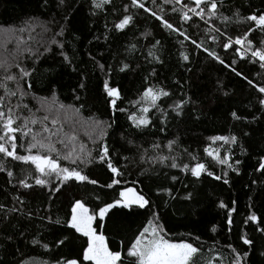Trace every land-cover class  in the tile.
<instances>
[{
  "label": "trees",
  "instance_id": "1",
  "mask_svg": "<svg viewBox=\"0 0 264 264\" xmlns=\"http://www.w3.org/2000/svg\"><path fill=\"white\" fill-rule=\"evenodd\" d=\"M142 2L160 13L157 5L162 4V0H156V5L152 0ZM130 3L131 0H111L103 10L93 14L91 0H64L63 4L59 0H0V62L12 65L7 71L0 68V82L17 91V81H5L4 77L12 74L20 78L16 64L30 73L19 79L24 96L19 92L9 96L0 87V96L5 98L0 110L7 112L11 107L14 116L28 117L27 126L42 136L48 135L42 132L43 125L53 132L60 127L52 139H64L69 145L65 149L57 143L62 155L73 147L78 152L83 148L84 152L93 151L96 155L101 143L106 142L113 164L123 173V177H116L122 183L109 189L104 185L111 182L114 174L106 164L96 163L85 169V174L96 179L98 184L69 181L50 197L48 188L35 185L31 179L32 188L18 184V179L23 178L21 169H34V166L0 154L5 169L14 173L13 177H8L6 170L0 171V204L5 210L23 209L9 213L6 219L0 211V264H54L61 259H81L82 250L87 246L86 238L63 223L70 215L71 204L82 199L90 210L102 207L103 203L118 198L119 190L125 187H134L150 199L170 238L187 240L202 249L195 264H207L209 260L212 264H231L235 253L229 244L241 254L248 253L242 264H264V233L257 230L264 228V222L244 223L253 212L264 221V169L257 170L264 157V109L259 104L264 94L256 87L264 86V69L259 62L240 59L234 49L241 46L222 48L220 44L227 42L226 37L207 33L206 29L214 24L228 36L235 37L243 36L252 27L248 39L256 47L261 46L264 31L254 22H233L225 28L215 17L211 23H206L193 15L192 20L185 22L180 19L179 12L171 11L172 7L180 5H164V19L198 43L203 40L205 47L224 59L222 65L203 48L193 45L191 39L186 40L179 32L163 28L161 21L150 12L129 7L125 13L124 6ZM184 3L194 6L191 0H184ZM223 4L220 11L227 16H233L236 9L241 16L254 12L258 15L264 10V0H223ZM125 14H133L134 22L123 30H115L113 24ZM212 35L220 39L213 42ZM157 40L160 44L153 50L159 61L148 55ZM181 51L189 54L188 61L182 59ZM64 55L69 59L65 60ZM232 60H236V64L228 67ZM125 63L130 67L120 71ZM98 64L105 66L103 71ZM232 67L241 75L237 76ZM245 76L253 81L252 85ZM106 80L109 87L117 88L118 97L107 95ZM149 86L163 87L171 94V98L158 101L167 116L151 109L149 115L153 123L137 129L128 116L134 111L140 114L141 105L132 102L139 100ZM180 99L189 102L177 115L169 105ZM59 105H64V109ZM121 108L126 111H119ZM233 111L243 119H234ZM56 117L61 122L59 126L51 124ZM32 119L37 123L32 124ZM23 122V119L18 120L14 126ZM109 124L111 127H107ZM65 133L75 134L76 140H67ZM101 133H106L103 140ZM15 135L18 144L23 145L18 147V153L26 154L31 137L19 132ZM217 135H235L238 141L229 145L209 139ZM169 141L175 143L169 147ZM205 148L219 149L222 157L230 149L229 162L239 172L216 162ZM36 151L33 149V153ZM193 155L197 160L191 159ZM158 156H175L180 165L203 162L215 175L223 176L227 171L229 183L206 173L197 178L180 167L171 168L170 159L163 163L150 159ZM236 160L241 163L236 165ZM60 163L76 166L70 160L61 159ZM173 176L177 180L173 181ZM160 189H171V196ZM17 196L24 201L23 205L14 200ZM221 201L228 208L219 207ZM232 207H235L233 224L229 226L227 212ZM151 216L152 209L116 207L102 222H96L103 225L97 231L106 236L110 249L121 251L122 258L127 259V248ZM57 218L62 222L55 223ZM213 226H216L215 232L211 230ZM244 235L253 241L252 245L243 243L240 237ZM66 236L68 240L61 245L59 241Z\"/></svg>",
  "mask_w": 264,
  "mask_h": 264
},
{
  "label": "snow or ice",
  "instance_id": "2",
  "mask_svg": "<svg viewBox=\"0 0 264 264\" xmlns=\"http://www.w3.org/2000/svg\"><path fill=\"white\" fill-rule=\"evenodd\" d=\"M60 4L64 3V0H59ZM111 3V0H91V4L93 6V14H95L96 10H103L104 7ZM152 3L156 5V0H152ZM192 5L189 6L188 3H184V0H162V4L157 5L160 8V13L158 14L152 8L146 7L145 3L142 0H131L130 5L124 6L125 13H128L129 7L142 9L145 12H150L153 17L157 20L161 21V26L163 28L169 29L172 32H179L181 36L184 38L191 39L184 31H181L179 28L175 27L172 23H170L167 19H164L163 13L165 11L164 5H180L179 8L172 7V12H179L180 19L182 21H190L192 20L193 15L199 17L200 20L205 21L206 23H211L213 17L219 19L225 26L229 23H248L254 22L255 26L264 31V10H261L257 15L255 12L248 16H241L239 9H236L233 12V16L224 15L223 12L220 11L221 8L224 7L223 0H191ZM191 13L192 15H189ZM233 17H236V20L233 21ZM133 14H125L118 22L113 24V28L115 30H123L128 25L134 22ZM107 28V25H105ZM253 31L252 27H249L246 32H244L243 36H228L226 31H221L219 27H216L214 24L206 29L207 33H219L220 36H224L227 39V42H222L220 46L224 49H229L233 45H239L241 47H235V53L239 54L240 59L249 58L251 62L256 63L259 62L260 68L264 69V40L260 41L261 46L256 47L253 44V41L248 39L249 33ZM220 36L212 35L210 38L213 42H216L220 39ZM107 38V37H105ZM183 44V41L180 42ZM191 43L195 45L197 48H203V51L208 54L209 57L217 60L220 64L224 65L225 61L222 59L214 50H210L208 47L204 46L203 40L200 43L197 42L196 39H191ZM160 44V41H156L155 44L152 45V49L149 50L148 55L153 57L155 60L159 61V57L156 55L157 45ZM133 49L135 45L131 46ZM180 56L184 61L189 60V54L181 51ZM64 59L68 60V56L64 55ZM162 62V61H161ZM236 64V60H232L228 67ZM12 65L7 62H0V68H4L7 71ZM15 67L19 69L20 78L23 79L30 75L28 71L24 68L20 67L19 64H16ZM98 67L103 71L105 66L103 64H98ZM130 66L128 64H123L120 71H124L128 69ZM111 69L109 68V71ZM232 71L236 73L237 76H240L241 73L237 72L235 67H232ZM153 75L155 74V70L153 69ZM19 79L15 75L8 74L4 77L5 81L16 80L17 81V91H12L8 88L6 83L0 82V87H3L6 93L9 96H14L19 92L21 96H24L25 93L20 87ZM247 82L252 85L253 81L248 80V78L244 77ZM30 86V85H29ZM83 88V84L80 85ZM259 93L264 94V86H256ZM104 88L107 91V95L109 97H118L119 92L115 87H109L107 80L104 82ZM227 95V93H225ZM162 98H171V94L165 90L163 87H147L139 100L132 102L135 104L141 105L139 108V115L137 112H132L131 115L128 116V119L132 121V124L135 128H147L153 123L152 118L149 115L151 109H156L163 116H167V111L161 107V104L158 101L162 102ZM4 97L0 96V109L4 107ZM188 100L180 99L178 101H174L169 107L176 112L177 115H180L183 111V107L188 103ZM113 106H115V99L112 100ZM259 104L264 109V98L259 100ZM19 107V105H17ZM25 107H27L25 105ZM64 105H59L60 109H64ZM119 111H126L121 108ZM232 116L234 119H243L238 116L235 111L232 112ZM23 119V123L19 126H14L18 120ZM48 117L45 116L44 120H47ZM255 119V117L253 118ZM32 124H36L37 120L32 119L30 121ZM29 123L28 117H20L13 115V109L8 107L7 112L4 110H0V154H3L5 157H11L15 161L23 162L26 165H32L33 168L21 169L22 177L18 179V184L24 188H32L33 183H29V179H31L35 185L46 187L49 189V196H53L56 193L60 192L61 188L67 184L69 181L84 183V184H98L96 179H90L88 174H85V169H87L90 165L99 163L106 164L107 168L113 175L110 183L104 185L109 189L113 188V186H118L122 183L121 179L116 178L117 176L123 177V173L118 169L117 166L113 164V160L110 154L109 146L106 142H102L99 148V151L96 155H93V151L84 152L83 148L78 152L74 147L71 151L65 152L63 155L61 154V150L57 147V143L62 144L65 149L69 147V145L65 142L64 139L53 140L52 137L57 135V132L60 131V127H57V132H53L48 126L45 124L42 127V132L47 133L48 135L42 136L40 133L34 132L27 125ZM51 124L54 126L61 125L58 117L53 118L51 120ZM107 127H111V125H107ZM163 130V129H162ZM22 133L24 136H30L31 139L27 142V147L25 149L26 154H19L17 149L18 147H23V145H19L17 141L16 133ZM106 133H101V140H103V136ZM65 137L69 141H75V134L65 133ZM209 139L213 142L222 141L224 144H236L238 141V137L235 135L224 136L217 135L211 136ZM131 142V141H130ZM175 141H169V147L174 144ZM153 147H158V145H153ZM223 147V145H221ZM33 149H37L35 153H33ZM243 151V149H242ZM205 152L208 156L212 157L216 162L221 165H226L227 169H230L234 172H239L237 167H234L232 163H230L231 159V150L228 149V154L223 157L220 155L219 149H210L205 148ZM61 159L65 161H71L72 165H76L75 167L65 166L60 163ZM143 159V157H142ZM150 159L155 162L157 159L163 163L166 160H171L170 167L178 168L180 167L182 171L190 172L194 177H200L203 173H206L210 177H214L216 180L223 179V183L228 184L229 180L227 179L228 172L225 171L223 176L215 175L214 172L208 169L207 165L203 162H197L194 165L190 166L189 164L180 165L177 163V158L175 156L166 157V156H158L151 157ZM192 160H197L196 156H191ZM241 161L236 160L235 164L239 165ZM82 166V167H81ZM264 169V157H261L258 171ZM5 165L3 162H0V171H5ZM6 174L8 177H13L14 173L12 170H6ZM173 181L177 180V177H171ZM11 182V181H9ZM161 192H166L171 196V189H160ZM191 193L188 194V198H190ZM97 200L100 199L99 196L96 197ZM19 204L23 205L24 201L20 197H14ZM235 202H233L234 204ZM133 206L139 209H152V216L148 219L147 224L143 227V229L139 232L138 235L135 236L134 240L131 242L130 246L127 248L125 256L127 259L122 258V252L117 250L114 251L110 249L106 236L103 232H98L97 228L102 227V223H96L94 227V222H102L105 216L109 213V211L116 207L123 208H132ZM219 207L228 208L223 201L220 202ZM22 208H10L5 210V206L0 204V211L4 212L5 219L7 215L11 212L22 211ZM235 211V207L228 209L227 212V224L231 226L233 224L232 213ZM51 220V217H48ZM249 221L253 223H261L259 217L253 212L251 213L244 223H248ZM62 221L57 218L55 223L59 224ZM69 228L73 229L76 233L81 234L82 237L86 238V247L82 250V258L81 259H67V260H57L54 264H84V262H90V264H195V259L202 254V249L200 247L194 246L192 242H188L187 240L180 239L174 240L168 236V233L164 230L163 225L159 222V214L154 210V206L152 205L149 198H147L144 194H141L133 187H125L119 190L118 198L114 199L111 203H103L102 207L98 208H90L86 205L85 201L82 199H76L70 208L69 217L63 221ZM213 232L216 231V226H213L211 229ZM229 230H231L229 228ZM258 231L264 233V228H258ZM245 245H252L253 241L247 238L246 235L240 237ZM11 239V237H8ZM68 240V237H64V239L60 240L59 243L62 245L64 242ZM195 240H199V237H196ZM33 243H38L37 240H33ZM45 248L48 247L47 244L43 245ZM228 247L232 249L235 253L234 259L231 264H242L243 258L248 255L247 252L239 253L232 245L229 244ZM207 264H212V261L209 260Z\"/></svg>",
  "mask_w": 264,
  "mask_h": 264
},
{
  "label": "rangeland",
  "instance_id": "3",
  "mask_svg": "<svg viewBox=\"0 0 264 264\" xmlns=\"http://www.w3.org/2000/svg\"><path fill=\"white\" fill-rule=\"evenodd\" d=\"M133 188H134V187H133ZM95 223H96V222H94V226H95Z\"/></svg>",
  "mask_w": 264,
  "mask_h": 264
}]
</instances>
